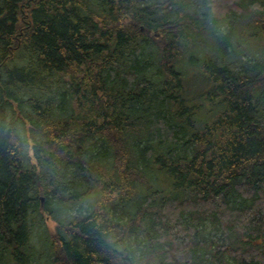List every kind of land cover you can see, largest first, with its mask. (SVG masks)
<instances>
[{"label": "trees", "instance_id": "1", "mask_svg": "<svg viewBox=\"0 0 264 264\" xmlns=\"http://www.w3.org/2000/svg\"><path fill=\"white\" fill-rule=\"evenodd\" d=\"M263 38L264 0H0V264H264Z\"/></svg>", "mask_w": 264, "mask_h": 264}, {"label": "rangeland", "instance_id": "2", "mask_svg": "<svg viewBox=\"0 0 264 264\" xmlns=\"http://www.w3.org/2000/svg\"><path fill=\"white\" fill-rule=\"evenodd\" d=\"M244 38H247L246 35L244 36ZM243 43V51L242 52V59L243 60H247V59H251V60H255V61H261L264 56H262L261 54H264V38H263V42L261 44V41L259 43L255 42L254 47L255 48L254 52L250 54V47L248 46L247 43H245L244 41L240 40V44ZM228 52H232L229 50V48L227 49ZM196 71L195 69H190L187 74H186V78L184 79V84L191 89L193 92H191L194 95V98L197 102H202V98L199 96H202L203 91L207 88V85H205V83H203V81L201 79H199L198 77H193V74H195ZM199 116H203L201 113L199 114ZM95 192L91 193L88 197L90 198V200H94V198L96 197V195L94 194ZM86 206V203H80L78 205H76L75 207H73V210L77 209V208H81ZM71 212V211H70ZM55 216V215H54ZM56 217V216H55ZM45 227V232L46 234H48L49 236L53 235L56 231V227H57V222L56 220L52 219L50 216L48 218H45V225L42 227V229H44ZM39 235H41V233H39V230H36V228H34V231L32 233V238H31V244L34 245L35 248L39 254H42V256H44V254L46 253V249L41 245L39 247ZM216 239V238H215ZM213 264H218V263H213Z\"/></svg>", "mask_w": 264, "mask_h": 264}, {"label": "flooded vegetation", "instance_id": "3", "mask_svg": "<svg viewBox=\"0 0 264 264\" xmlns=\"http://www.w3.org/2000/svg\"><path fill=\"white\" fill-rule=\"evenodd\" d=\"M9 50H11V48H9Z\"/></svg>", "mask_w": 264, "mask_h": 264}]
</instances>
